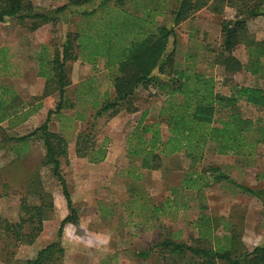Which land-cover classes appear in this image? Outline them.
Returning <instances> with one entry per match:
<instances>
[{
    "label": "trees",
    "instance_id": "obj_1",
    "mask_svg": "<svg viewBox=\"0 0 264 264\" xmlns=\"http://www.w3.org/2000/svg\"><path fill=\"white\" fill-rule=\"evenodd\" d=\"M91 1L94 0H67L54 9H40L30 0H0V23L15 20L33 31L44 23H54L59 13L70 6ZM127 3L133 11L125 7ZM223 5L234 7L236 14L234 20L221 25L223 40L212 50L215 53L213 63L222 66L224 71H242L261 80V84L255 86L233 84L227 95L216 92L215 80L206 72L190 64L178 66L175 51L168 50L171 40L175 44V32L171 26L160 25L157 21L158 17L170 12L172 23L178 24L203 7L219 13ZM76 14L81 18L76 30L68 31L58 48L52 50L40 44L32 53L37 75L44 78V88L38 98L57 93L55 108L48 110L44 121L31 132L16 136L2 133L0 137V149L7 148L18 158L27 152L31 137L42 141L45 151L42 163L50 165L69 210L59 222L56 240L40 248L24 264H59L64 255L63 228L66 223L78 221L66 181L60 173V164L68 157V140L62 134L63 129L51 131L49 121L52 113H60L66 106L73 107L66 96L71 84L69 63L79 56L92 63L97 57L104 58L110 73L111 95L109 89H105L103 99L96 97L97 100L91 101L87 98L89 85L78 92V100L83 103L87 98L86 101L91 102V120L107 112H135L134 94L148 83L164 95L157 110L158 119L144 122L148 113L143 111L127 134L126 154L130 161L137 159L141 169L156 170L162 168L164 156L174 153L182 152L191 160L192 170L169 188L170 193L163 202L150 205L140 202L137 207L148 210L145 224L153 217L172 215L177 209L194 208V218L189 221V227L196 234L191 236L193 242L180 239V228L166 226L158 240L132 252L133 256L145 264H264V242L248 249L236 230L229 228L220 234L215 231L219 224L225 229L228 222L211 215L204 189L211 177L229 182L232 178L219 166L203 171L193 167L202 159L206 147L222 155L242 152L250 155L258 144H264V119L255 121L234 112L240 100L264 107V39H257L247 28L248 19L264 17V0H98L92 8ZM94 23H103V26L94 31ZM238 44L245 47V63L232 54ZM11 61L7 52L0 55V72L6 76L17 75L5 72L13 66ZM15 92L10 85L0 82V125L6 122L9 128L24 122L37 110L34 107L24 109L16 101ZM84 118L83 113L76 112L72 120ZM162 121L168 128L165 139L160 129ZM93 129L94 123L88 131L76 135L75 154L86 156L90 162L102 161L106 156L107 138L95 144ZM140 176V173L134 175L136 179ZM31 185L35 190L31 186L22 189L24 195L20 198L15 220L0 215V261L6 264H12L20 246L31 245L36 240L42 232L43 221L53 210L51 194L44 191L36 172L32 173ZM239 187L257 197L264 208V184L255 188ZM33 193H37L38 203L30 201ZM137 201L134 197L129 203Z\"/></svg>",
    "mask_w": 264,
    "mask_h": 264
},
{
    "label": "rangeland",
    "instance_id": "obj_2",
    "mask_svg": "<svg viewBox=\"0 0 264 264\" xmlns=\"http://www.w3.org/2000/svg\"><path fill=\"white\" fill-rule=\"evenodd\" d=\"M30 1L40 9H54L67 2ZM96 4L98 0L70 6L59 13L54 23H44L33 31H29L27 26L15 20L0 23V55L7 52L11 63L13 62V66L5 72L15 71L18 74L9 77L2 71L4 74L0 72V82L18 89L26 102L41 103L38 111L25 122L12 128L3 122L0 125L3 130H0V137L2 133L16 136L31 132L44 121L48 110L55 108L57 93L41 99L33 97L41 95L44 83L42 78H35L37 67L32 53L40 44H46L52 50L58 48L65 34L76 30L78 19L79 22L81 20L76 13L82 9H90ZM126 5L128 10L133 11L130 4ZM235 14L234 7L223 5L219 13L212 12L210 7H203L178 24L172 23L170 12L157 19L160 25L171 26L175 32V44L171 40L168 50L175 51V62L178 66L190 64L206 72L214 78L216 92L224 95L231 92L233 84H261L258 77L249 73L227 72L222 66L213 63L215 53L212 50L218 48L223 40L221 25L224 21L234 20ZM111 18L112 16L108 19ZM93 26L94 31H97L103 23H94ZM247 28L257 39H264V17L248 19ZM232 54L243 63L247 60L242 44H238ZM23 72L27 74L25 78L22 76ZM69 77L71 84L67 88L66 96L73 103V107L66 106L60 113H52L49 121V129L56 132L63 129L62 134L68 140V157L67 161L63 160L60 164V173L66 181L78 218L77 223H66L63 228L61 244L64 255L59 264H145L135 258L132 252L158 240L163 233V227L166 226L180 228V239L193 242L191 236L196 234L189 227V221L194 218V208L177 209L172 215L153 217L150 224H145L144 216L148 214V210H140L137 207L140 202L148 205L163 202L170 193L169 188L177 185L182 176L192 170L191 160L182 152L174 153L163 157L162 168L148 170L141 169L139 161H130L126 154L127 134L138 121L140 113L147 111V122L157 120V110L164 95L148 83L134 94L137 107L135 112H107L91 120L88 114L90 111L87 109L90 100L86 99L97 100V92L103 95L105 89L110 91V73L105 67V59L97 57L92 63L79 56L69 63ZM88 85L91 88L82 103L77 99L78 92L86 90ZM76 112H82L85 119L72 120ZM234 112L255 121L264 119V107L241 100L235 105ZM92 123L95 144L107 138L106 153L109 154L102 161L90 162L86 156L75 154L76 135L90 128ZM160 129L165 139L168 136L165 122L162 121ZM44 154L42 141L35 137L30 138L27 152L19 158L7 148L0 149V215L11 220L17 218L20 198L24 195L22 189L31 186L35 190L31 185L34 172L38 173L44 191L51 194L53 203V210L43 221L40 235L31 245L18 248L12 264H24L25 260L34 257L40 248L56 240L59 222L63 215L69 213L59 181L53 176L50 165L42 163ZM216 166L225 169L234 182L209 177L210 184L204 189L211 215L228 222V225L224 226L225 229L219 224L215 231L220 234L227 232L229 228L234 229L240 234L245 246L252 249L264 242V208L257 197L242 191L239 186H263L264 144H258L250 155L243 152L222 155L215 153L212 147H206L202 159L193 165L194 169L199 171ZM138 173L141 176L136 179L134 175ZM134 197L138 201L130 204L129 201ZM29 199L33 203L39 202L37 193L30 195ZM190 205L194 203L190 202ZM96 238L101 240L94 242Z\"/></svg>",
    "mask_w": 264,
    "mask_h": 264
},
{
    "label": "crops",
    "instance_id": "obj_3",
    "mask_svg": "<svg viewBox=\"0 0 264 264\" xmlns=\"http://www.w3.org/2000/svg\"><path fill=\"white\" fill-rule=\"evenodd\" d=\"M13 72H15V71H13ZM16 73V72H15ZM36 77L35 78H42V77H40V76H38L37 75V70H36ZM18 75V74H17ZM17 75H15V76H17ZM6 76V75H5ZM23 78H25L26 76H27V74L25 73V72H23ZM9 77H13V76H9ZM91 77H94V76H92L91 75ZM42 80H43V83H44V78H42ZM79 81V80H78ZM31 87V86H30ZM69 87V86H68ZM16 92H15V94H17V98H16V101L21 105V106H24V109H26V108H28V107H34V108H37V110L34 112V113H36L37 111H38V109L40 108V106H41V103L39 102V101H34L33 103L32 102H26L25 101V99H24V97L21 95V93H19V91H17L18 89H16V88H14V87H12ZM43 88H44V84H43ZM43 88H42V91H43ZM96 89H97V87H96ZM42 91H41V93H42ZM97 91H98V89H97ZM34 94V93H33ZM112 94V92L110 91V95ZM58 95V94H57ZM94 95V94H93ZM39 96V95H38ZM38 96L37 95H33V97H36V98H38ZM103 96L101 95V94H99L98 92H97V98H99L100 100L101 99H103L102 98ZM58 101V100H57ZM246 103V102H245ZM38 104H40L38 107H37V105ZM249 104V103H248ZM89 106H88V110L90 111L88 114H92V109H91V102L88 104ZM84 113H85V110L83 111ZM34 113H32L30 116H32ZM82 113V112H81ZM142 113V112H141ZM141 113H140V115H141ZM29 116V117H30ZM84 117H85V115H83ZM148 116V114L146 115V117ZM28 117V118H29ZM146 117H145V119H146ZM140 118V117H139ZM85 119V118H84ZM144 119V122H147L146 120ZM139 120V119H138ZM26 121V120H25ZM24 121V122H25ZM23 123V122H22ZM21 124V123H20ZM70 129V128H69ZM108 154H109V152L108 153H106V158L108 157ZM65 217V215H63L62 216V218H64ZM150 224V223H149ZM43 226H44V224H43ZM100 234V233H99ZM37 239V238H36ZM101 239L99 238V239H94L93 241L94 242H96V241H100ZM103 240V239H102ZM54 241V240H53ZM52 242V241H51ZM62 242V241H61ZM95 244V243H94ZM110 257H112V254L110 255ZM0 264H6V263H4V262H2V261H0Z\"/></svg>",
    "mask_w": 264,
    "mask_h": 264
}]
</instances>
